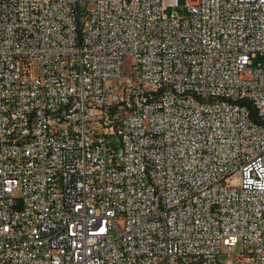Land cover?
Returning a JSON list of instances; mask_svg holds the SVG:
<instances>
[{
  "label": "built area",
  "instance_id": "2783aa9c",
  "mask_svg": "<svg viewBox=\"0 0 264 264\" xmlns=\"http://www.w3.org/2000/svg\"><path fill=\"white\" fill-rule=\"evenodd\" d=\"M187 1L0 0V264H264V0Z\"/></svg>",
  "mask_w": 264,
  "mask_h": 264
},
{
  "label": "rangeland",
  "instance_id": "374dc122",
  "mask_svg": "<svg viewBox=\"0 0 264 264\" xmlns=\"http://www.w3.org/2000/svg\"><path fill=\"white\" fill-rule=\"evenodd\" d=\"M176 13L177 15L181 17H186L189 15V10H188V1L187 0H178V4L174 7H169L167 9V13ZM256 59H254V64L256 63ZM118 139L117 136L113 137V141H116ZM243 251V244L241 242L237 243L235 246L232 247L230 254L223 253L220 255L221 259H225L226 257H231L233 259H236L237 255H239Z\"/></svg>",
  "mask_w": 264,
  "mask_h": 264
}]
</instances>
